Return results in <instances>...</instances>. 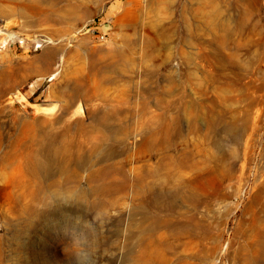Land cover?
<instances>
[{
    "label": "rangeland",
    "instance_id": "rangeland-1",
    "mask_svg": "<svg viewBox=\"0 0 264 264\" xmlns=\"http://www.w3.org/2000/svg\"><path fill=\"white\" fill-rule=\"evenodd\" d=\"M258 231L264 0H0V264H255Z\"/></svg>",
    "mask_w": 264,
    "mask_h": 264
},
{
    "label": "bare ground",
    "instance_id": "bare-ground-1",
    "mask_svg": "<svg viewBox=\"0 0 264 264\" xmlns=\"http://www.w3.org/2000/svg\"><path fill=\"white\" fill-rule=\"evenodd\" d=\"M51 42V41H50ZM57 50L55 48H47L44 51V56L47 60H51L53 59L56 54H57ZM103 121H107L108 118L106 116L102 117ZM149 174V173H148ZM144 175L141 173L139 175H137L136 177V181H137V185L140 186V188H142L143 186V181H144ZM127 182L123 181L121 187H126ZM145 191H143V196H144ZM258 239L256 241L257 243V255L254 257L255 259H253V262L255 264H264V233L263 231H258Z\"/></svg>",
    "mask_w": 264,
    "mask_h": 264
},
{
    "label": "built area",
    "instance_id": "built-area-1",
    "mask_svg": "<svg viewBox=\"0 0 264 264\" xmlns=\"http://www.w3.org/2000/svg\"><path fill=\"white\" fill-rule=\"evenodd\" d=\"M89 28L95 34L98 32L97 35L100 37L101 40L106 37L105 34L99 32V27L96 25V20H93L91 22V26H89ZM38 47H40V45H38L37 48Z\"/></svg>",
    "mask_w": 264,
    "mask_h": 264
}]
</instances>
